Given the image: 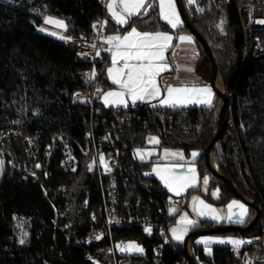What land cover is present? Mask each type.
<instances>
[{
    "label": "trees",
    "instance_id": "16d2710c",
    "mask_svg": "<svg viewBox=\"0 0 264 264\" xmlns=\"http://www.w3.org/2000/svg\"><path fill=\"white\" fill-rule=\"evenodd\" d=\"M149 3L150 16L155 19L145 28L155 29L158 24L168 28L159 18L158 0ZM102 14L100 0H0V133L13 128L25 136L40 133L39 145L43 149L56 132L85 141L86 133L93 127L92 113L86 104H74L73 96L78 90H86L82 75L91 65L64 39L45 34L39 27L45 17L51 16L65 21L67 34L93 36ZM142 21L143 18L137 19L134 24ZM192 22L211 46L225 91L231 98L234 96L227 107L222 137L214 146V154L219 172L240 193L260 203L262 216L249 235L257 234L264 225V56L244 57L245 38L234 5L218 3L211 14ZM112 26L124 31L107 21L109 31ZM181 28L191 33L185 23ZM262 36L264 39V33ZM196 39L201 50L197 70L208 73L211 62L204 45ZM107 63L102 58L97 64L99 83L95 105L111 117L113 108H106L99 100V93L110 86L105 74ZM221 105L220 98L213 107H154L159 113L154 116L153 124L145 125L143 119L148 120V116L142 113L139 122L126 124L122 131L113 130L122 162L137 179L153 186V193L143 190L141 193L157 215L162 202L160 193H168L155 179L144 175L150 164L135 157V151L148 147L153 138L158 139L160 147L181 149L188 157L193 152H201L194 162L201 177L209 178V191L218 190L216 198L212 194L206 196L212 204L241 202L226 181L211 171L205 157L217 133ZM171 110H176V114H171ZM229 119H233L236 130L228 124ZM237 140L241 144V159L233 153V143ZM1 150L12 151L20 170L14 171L8 163L10 158L5 155L8 161L0 181V264H91L85 259L89 248L74 240L76 236L84 238L90 233V214L102 202V176L97 169H91L90 159L79 156L78 170L70 172L63 166L62 154L58 151L50 162L51 176L44 180L48 189L46 197L41 186L24 172L30 161L24 138H5L0 141ZM247 166L253 182L245 175ZM65 186L69 189L59 190ZM195 191L189 190L187 196ZM150 195L158 200L151 203ZM51 200L59 209L70 210L69 217L61 221L72 222L71 229L55 226ZM86 200L88 208L84 207ZM248 207V219L238 225L247 226L253 219L255 209ZM19 218L28 221L25 235L18 224ZM219 225L222 224L205 219L192 231ZM228 233L241 235L235 231ZM118 237L141 239L148 247V255L135 264H153V242L145 239L139 229L116 230L115 238ZM184 253L183 243L171 242L164 259L167 264H174ZM225 255L228 254L223 251L217 253L219 262H224L220 259Z\"/></svg>",
    "mask_w": 264,
    "mask_h": 264
},
{
    "label": "built area",
    "instance_id": "2783aa9c",
    "mask_svg": "<svg viewBox=\"0 0 264 264\" xmlns=\"http://www.w3.org/2000/svg\"><path fill=\"white\" fill-rule=\"evenodd\" d=\"M234 5L239 13L241 28L245 38L244 57L248 58L264 56V0H182L184 9L191 19L197 21L212 13L215 7ZM103 14L95 25L93 36L84 34H70L64 39L65 42L76 49L81 58L90 63L88 71L83 73L85 91L78 90L73 96V103L86 104L93 119V127L86 133L85 141L81 142L65 132H56L51 136L50 142L42 149L39 145L40 133L36 136H25L15 128L0 133V141L10 136L23 137L26 144V151L30 158L28 167L24 170L27 177L38 183L43 193L48 197V189L44 180L51 176L49 170L50 162L54 155L60 151L62 163L66 170L76 172L79 167V156L92 160L102 176V202L97 210L90 214L92 228L84 238L75 237L77 243L84 244L89 249L85 259L91 264H135L137 260L145 259L148 255L147 245L139 238H115V231L120 229L137 228L142 236L153 242V264H167L164 259L166 248L170 244V227L174 216L185 208L186 198L175 197L169 194H161V205L159 203L158 215L148 207L141 190L153 193L152 186L137 179L133 172L122 162L117 143L113 137V130H123L126 124L139 122L140 114L145 113L147 119H143L145 125L154 123V116L159 112L156 108L145 104H136L122 108H113L111 117L97 108L96 93L98 72L97 64L102 60V43L105 37L109 36L107 27V8L109 0H100ZM231 104V103H230ZM171 110V114H176ZM228 124L235 129L233 119ZM241 144L233 143V153L237 159H241ZM13 170H20L16 163L15 155L6 150L0 152V181L3 176V166L8 158ZM4 160V163H2ZM245 175L253 182L249 167L245 168ZM69 187L65 186L59 190L64 192ZM158 199L150 195L149 201ZM55 212V226L63 229H71L72 222H62V219L69 217L70 210L59 209L53 200L50 201ZM264 207V202L262 201ZM88 208V200L84 203ZM150 230V231H149ZM240 241L245 243L237 245H210L202 246L195 240L188 243V252L197 264H264V225L259 233L249 235L241 234ZM107 242L105 245L91 248L93 245ZM129 245L136 247L130 248ZM137 248L142 251L136 250ZM223 251L225 255L219 262L217 253ZM45 263H48L45 261ZM50 264V263H49ZM174 264H190L187 255L184 253L182 259Z\"/></svg>",
    "mask_w": 264,
    "mask_h": 264
},
{
    "label": "crops",
    "instance_id": "0c3cea01",
    "mask_svg": "<svg viewBox=\"0 0 264 264\" xmlns=\"http://www.w3.org/2000/svg\"><path fill=\"white\" fill-rule=\"evenodd\" d=\"M120 2V0H119ZM150 2V0H149ZM109 5H113L111 10L109 8ZM108 5L107 8V21L111 23H115L118 25L120 28H124V31H118L115 30L113 27L111 31H109V37H114V36H120L121 38L128 35L129 32H131L132 28H135L137 32L140 33H167L168 35H171L172 37L174 36V32L172 30V26L170 27L166 22L162 20L163 17H161V12L159 13V18L162 22L166 23L168 25V28L162 27V25L158 24L155 29L151 28H145V26L149 23H153L155 16H150V9L148 7L140 9V15H131L128 16L126 12H121L117 8V6L113 3V0H110V4ZM151 5V4H150ZM158 9L160 10V3L158 1ZM147 10V12H146ZM113 11L121 14L126 20L127 23L121 24L117 22L116 17L113 16ZM146 12V14H144ZM143 21L138 25L134 24L135 20L137 19H142ZM60 21L62 22V25H58L57 23L54 22H47V21ZM165 20V19H164ZM166 21V20H165ZM170 24V23H169ZM171 25V24H170ZM43 28L56 32L57 30L59 31H66L67 25L64 20L47 16L45 17L42 25ZM183 27V26H182ZM176 36H178V33H184V30L180 28L179 31H176ZM136 37H133L132 40H136ZM174 39V38H173ZM170 42V47H168L165 50V59L163 61H154V63H158L161 65V72L160 75H158L155 79L157 82V86L160 88V93L155 96H149L147 93L151 91L150 88H144L141 90H138L137 95L133 96L131 95L127 88H122L121 84L114 83V80H120L122 83L127 82V74L129 73L130 70L133 68L137 67L138 65H143L146 64L147 61L143 60H135L129 57L128 55H121V53H125L126 50V45L130 43L131 41L128 42H120V41H115V40H109L104 41L102 43V58H106L108 60V63L105 68V74H106V80L110 83V86L107 87L106 89L102 90L99 93V100L100 102L106 107V108H122L125 106H131V105H136V104H145L147 106L151 107H158V108H170V109H175V108H190V107H213L219 102L220 96L217 94L216 90L219 91H225L224 87V81L222 74L218 72L217 78L214 81V86L211 82V69L208 73L204 72H199L197 70V64L201 58V50L200 46L197 42L198 45V57H195L194 53L192 54V58H188L187 60L184 61L181 58L178 57H171V51H173V48L176 44V39ZM119 44V47L117 45ZM134 50V49H133ZM131 51V50H130ZM175 54V52H174ZM169 55L170 58L167 56ZM113 60H115V63H113ZM127 61L128 67L125 68V62ZM164 65H167L166 70L164 69ZM109 69H111V73L109 72ZM135 76V73H133ZM99 83V82H98ZM167 86H172V87H205V86H210L212 89V104L207 105L203 103H198L196 101L200 99L207 98V93H173L171 99L172 100H177V99H184L185 97H190L193 102L189 103H177L176 106H170V104L162 103V101L169 99L168 93L165 91V88ZM110 92H119L122 93V96H109L107 95ZM97 93H98V88H97ZM96 93V94H97ZM123 100L124 102L121 103L120 101ZM158 141V139H153V141ZM152 141V142H153ZM151 142V144H152ZM159 143V142H158ZM150 144V145H151ZM144 147L140 148L144 150V152H147L146 159H139L141 161L147 162L150 164V168L147 172L144 173L145 176L151 177L155 179L161 189L163 191H166L171 196L175 197H184L186 198V206L184 209L179 211L173 218L172 225L170 227V243L172 242H177L173 239L174 235L172 233V229H177L176 235L180 233V228H186L188 235H184L185 239L189 234L191 233L192 229L194 226L187 224V222H182L181 218L187 214L188 220L195 221L197 222V225L207 219L213 221L215 224H243L246 222V220L249 217L250 210L247 205H245L243 202L242 203L245 206L246 209V214H244L241 218L243 219V223L237 222V217L239 214L244 212V209H240L238 205H233L231 211L228 209V205H214L212 204L209 200H207V195L212 194L214 198L218 196V191L215 190H210L209 191V178L208 177H201L199 169L197 164L194 162L198 157V155L193 158L192 155L191 157H188L185 152L181 149L177 148H166V147H159L156 151H152L149 153V148ZM167 152V154H166ZM173 153H178L182 154L181 155H173ZM213 159L215 160V155L213 154ZM216 161V160H215ZM217 165V164H216ZM192 169H195V172H192ZM193 175L195 176V182L194 186L192 187H187L184 189L179 190V194H177L176 189L179 183H184L185 181L191 180ZM161 176L165 177L172 183V187L170 188L166 183L164 179H161ZM182 178L180 180H176L175 178ZM204 178H207L208 183L204 184L203 180ZM196 190L193 194L190 196H187V192L189 190ZM215 194V195H214ZM184 195V196H183ZM194 198H197L194 202ZM200 201H204V204L211 205L212 209H215V212H211L208 209H204L203 205L200 204ZM195 209V210H194ZM203 210L207 215H200V211ZM231 215V219H226L225 217ZM216 216L218 219H213L212 217ZM196 227V226H195ZM182 243V242H180Z\"/></svg>",
    "mask_w": 264,
    "mask_h": 264
},
{
    "label": "snow or ice",
    "instance_id": "6c2138e0",
    "mask_svg": "<svg viewBox=\"0 0 264 264\" xmlns=\"http://www.w3.org/2000/svg\"><path fill=\"white\" fill-rule=\"evenodd\" d=\"M114 2H115V0H114ZM159 3H160L161 12L163 14L164 19L167 20L168 23L171 24L172 28H176L177 24L179 23V18L175 12V6L173 3V0H159ZM120 4L123 5L124 11L127 13L128 16L139 15L140 9H143L146 7H151L149 0H120ZM165 4H167L168 8L171 9V12H168L165 10ZM109 8L111 10L112 5H109ZM112 14L114 17H116L118 23H121V24L127 23V20L121 14H119L115 11H113ZM47 22H54V23H57L58 25H62V22H60V21L49 20ZM133 37H136L137 39L132 40ZM108 39L120 41V42L131 41L130 43H128L126 45L125 53H121V55L126 54L129 57H131L132 59H135L138 61H140V60L147 61L146 64L138 65L137 67H135L129 71V73L127 74V82L126 83H122L120 80H114V83L121 84L122 88H127L128 92L133 96L137 95L138 90H141L144 88H150L151 89V91H149L147 93L149 96L158 95L160 93V88L157 86V82H156L155 78L158 75H160V72L162 69H161V65L158 63H154V61H163L165 59V55H164L165 50L171 46L170 42L172 41L173 37L171 35H168L167 33H155V34L140 33V32H137V30L135 28H132L131 32H129L128 35H126L122 38L120 36H114V37H109ZM179 39L190 41L191 37H179ZM117 47H119V44L117 45ZM113 63H115V60H113ZM124 67L125 68L128 67L127 61L125 62ZM163 67L166 70L167 65H164ZM111 71L112 70L109 69L110 73H111ZM133 73H135V76L133 75ZM165 91L168 93L169 99L162 101V103L170 104V106H176L177 103L183 104V103L193 102L190 97H185L184 99L172 100L171 97H172L173 93H186V94H188V93H196V94L207 93L208 94L207 98L200 99L196 102L207 104V105L212 104V99H211L212 89L210 86L192 87V88H188L186 86L178 87V88L172 87V86H167L165 88ZM107 95H109V96H122V93L110 92ZM120 102L123 103L124 101L121 100ZM155 142L158 143L159 141H155ZM166 154H167V152H166ZM173 155H181V158H183L182 154L173 153ZM197 155H198V153H196V152L192 153L193 158H195ZM192 172L194 173L195 169H192ZM161 179H164L165 183L170 188L172 187V183L168 179H166L163 176H161ZM175 179L180 180L182 178L177 177ZM195 179L196 178L193 175L191 180L185 181L184 183H179L177 188L173 189V190H176L177 194H179V190L194 186ZM203 183L204 184L208 183L207 178H204ZM196 199L197 198H194V202ZM200 204L203 205L204 209H208L211 212L216 211L215 209L211 208V205L204 204V201H200ZM233 205H238L240 209H244V212L239 214L237 217V222L243 223V219L241 217L244 214H246L245 206L242 203H240L239 201L233 200L228 205L229 211H231ZM199 214L203 216V215H207L208 213L201 210ZM212 218L218 219V217H216V216H213ZM225 218L231 219V215H229ZM181 221L182 222L186 221L187 224L192 225L194 227L198 226L197 222L188 220L187 214H185L181 218ZM184 230H186V229H183L181 231H184ZM172 233L176 237V239L182 238L181 236L176 235L177 229H172ZM20 242L23 243L24 241L21 240ZM208 242L209 243H212V242H217V243L230 242V243H233L237 246H239L242 243H245L244 241H240V240L225 241L222 239H218V240L209 239ZM129 247L132 248V247H136V246L129 245ZM136 250L142 251V249H139V248H137Z\"/></svg>",
    "mask_w": 264,
    "mask_h": 264
},
{
    "label": "water",
    "instance_id": "95a60500",
    "mask_svg": "<svg viewBox=\"0 0 264 264\" xmlns=\"http://www.w3.org/2000/svg\"><path fill=\"white\" fill-rule=\"evenodd\" d=\"M177 4H178V9L182 15V18H183L185 25L190 29L191 33H193L195 35V37L198 38L202 42V44L204 45V47L206 49V52L208 54V58L211 62V82L214 86V81L217 78L219 70H218L217 63L213 57V52H212L211 46L209 45L207 40L204 38V36L197 30V28L195 27V25L193 24L191 19L188 17V15L184 9L182 0H177ZM215 7H217L216 2H215ZM215 90H216L217 94L220 96V98L222 99V105H221L220 113H219V124H218L216 136L210 142V144L207 147L206 152H205L207 165L214 174L223 178L226 181V183L230 186V188L232 189L234 194L241 200V202H243L245 205L253 207L255 209V215H254L253 219L251 220L250 224L247 226H241L238 224H222V225H219V226L212 228V229L192 231L189 234V236H187L185 241L183 242V250L188 257L190 264H197L195 262L194 258L188 252V243L190 240H195L196 238H198L200 236L213 235V234H217V233H228V232H232V231L239 232L241 234H250L254 230L255 225L257 224V222L259 221V219L262 216V209H261L260 203L249 198V197H247V196H245V195H243L242 193H240L238 191V189L233 185L232 181L229 178L223 176L219 172V169L215 168L211 162V155L214 154V146H215L216 142L222 137V133H223L224 125H225V114H226L227 107L231 103V98L226 91H219L217 89H215Z\"/></svg>",
    "mask_w": 264,
    "mask_h": 264
},
{
    "label": "rangeland",
    "instance_id": "374dc122",
    "mask_svg": "<svg viewBox=\"0 0 264 264\" xmlns=\"http://www.w3.org/2000/svg\"><path fill=\"white\" fill-rule=\"evenodd\" d=\"M159 1V0H158ZM113 3L117 6V8L119 9V11L121 12H125L124 11V7L122 4H120L119 0H113ZM173 3H174V6H175V12L176 14L178 15V18H179V23L177 24V27L176 28H172L173 30V41L176 39L177 37V40H176V44H172V47L173 45H175V47L173 48V51H171V57H178V58H181L182 60L184 59L187 60L188 58H192V54L194 53L195 57H198V45H197V39L195 37V35L193 33H190V32H187V31H184V33H178V36H176V31L180 30V28L182 26H184V21H183V18H182V15L178 9V4H177V0H173ZM109 4H110V0H109ZM108 4V5H109ZM113 6V5H112ZM150 9V7H148ZM165 10L168 11V12H171V9L168 8L167 4H165ZM147 12V10H146ZM146 12L144 14H146ZM161 12V7H160V10H159V13ZM140 15V14H139ZM161 17H163V14L161 12ZM162 20L164 22H166L170 27L171 25L168 23V21L164 20V17L162 18ZM39 30L45 34H48V35H51V36H54V37H58V38H61V39H65L66 36L70 35V34H67V29L66 31H59L57 30L56 32H52V31H49L45 28H43V26H40L39 27ZM183 30V29H182ZM179 37H191V40H180ZM108 37H105L103 39V43L104 41H107ZM175 52V54H174ZM168 58L169 55L167 56ZM234 96L231 98V100H233ZM234 131V130H233ZM156 141V140H155ZM155 141L152 142V144L150 145L148 151L149 153L152 152V151H156L157 149H159L160 145L159 143H156ZM6 150H1L0 152H5ZM199 155L201 152H198ZM146 155H147V152H144V150L142 149H137L135 151V157L136 158H139V159H143L145 160L146 159ZM215 155V154H214ZM215 160H216V157H215ZM2 163H4V160H2ZM217 164V162H216ZM5 165V164H4ZM95 166L96 164L90 160V167L91 169H95ZM218 166V165H217ZM4 167V166H3ZM27 223L28 221L24 218H19L18 219V224L20 226L21 229H24V235L26 234V229H27ZM183 229H186V228H180V233H178V236H181L182 238L181 239H176V237L174 236L173 239L177 242H184L185 241V236L188 235L185 233L189 230H184V231H181ZM185 235V236H184ZM209 239H212V240H218V239H222V240H225V241H232V240H240V236L239 235H235V234H230V233H217V234H213V235H205V236H200L198 238H196V243L197 244H200L202 246H210V245H217V246H222V245H234L233 243H230V242H225V243H217V242H212V243H209Z\"/></svg>",
    "mask_w": 264,
    "mask_h": 264
},
{
    "label": "bare ground",
    "instance_id": "6f19581e",
    "mask_svg": "<svg viewBox=\"0 0 264 264\" xmlns=\"http://www.w3.org/2000/svg\"><path fill=\"white\" fill-rule=\"evenodd\" d=\"M103 46V45H102ZM231 98V97H230ZM42 149H43V146H42ZM12 152V151H11ZM211 162H212V164H213V166L215 167V168H217L218 169V166L216 165V161L213 159V156L211 155ZM151 169V168H150ZM153 187V186H152ZM157 193V192H156ZM45 196V195H44ZM161 196V195H160ZM184 196V195H183ZM91 219V218H90ZM63 228V227H62ZM62 230V229H61ZM64 231V230H63ZM83 237H85V236H83ZM99 246H101V245H99ZM98 246V247H99ZM86 252V251H85Z\"/></svg>",
    "mask_w": 264,
    "mask_h": 264
}]
</instances>
